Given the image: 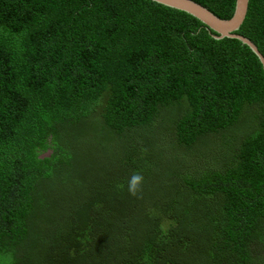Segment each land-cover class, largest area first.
I'll return each mask as SVG.
<instances>
[{
    "label": "trees",
    "instance_id": "1",
    "mask_svg": "<svg viewBox=\"0 0 264 264\" xmlns=\"http://www.w3.org/2000/svg\"><path fill=\"white\" fill-rule=\"evenodd\" d=\"M243 22L264 56V0ZM211 33L151 0H0V264H264V70Z\"/></svg>",
    "mask_w": 264,
    "mask_h": 264
},
{
    "label": "water",
    "instance_id": "2",
    "mask_svg": "<svg viewBox=\"0 0 264 264\" xmlns=\"http://www.w3.org/2000/svg\"><path fill=\"white\" fill-rule=\"evenodd\" d=\"M158 4L164 5L169 8L183 11L191 16L197 17L199 20L207 24L211 33L216 39L234 38L240 40L243 44L247 45L251 51L257 56L262 64L264 70V56L259 51L258 47L252 40L237 31L242 27L243 21L246 17L248 10L249 0H235L233 14L230 18H221L213 13L209 7L196 1V0H151ZM51 151L45 153L43 156H48Z\"/></svg>",
    "mask_w": 264,
    "mask_h": 264
},
{
    "label": "rangeland",
    "instance_id": "3",
    "mask_svg": "<svg viewBox=\"0 0 264 264\" xmlns=\"http://www.w3.org/2000/svg\"><path fill=\"white\" fill-rule=\"evenodd\" d=\"M236 134H237L236 132H233V133H231V132H225V133H223V137H221L220 140L217 139L216 142H215V144L210 143V145L212 146V148H214L216 150V153L218 155H222L227 150L226 148H227L228 145H226V144L231 143L230 144L231 147L235 144L234 141H231V140L233 139L234 135H236ZM236 145H238V144H236ZM164 147H165V145L164 144H161V147L160 148H162L163 150H166V148H164ZM48 151H51V150L48 149V150L42 152L41 155H44L45 153H48Z\"/></svg>",
    "mask_w": 264,
    "mask_h": 264
},
{
    "label": "clouds",
    "instance_id": "4",
    "mask_svg": "<svg viewBox=\"0 0 264 264\" xmlns=\"http://www.w3.org/2000/svg\"><path fill=\"white\" fill-rule=\"evenodd\" d=\"M145 178L139 171L134 172L128 181V193L136 198H140L143 191Z\"/></svg>",
    "mask_w": 264,
    "mask_h": 264
}]
</instances>
